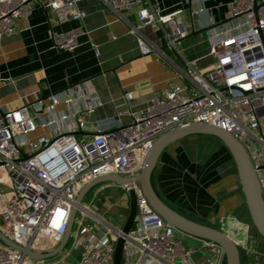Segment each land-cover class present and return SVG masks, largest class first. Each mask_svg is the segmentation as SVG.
Here are the masks:
<instances>
[{
  "label": "built area",
  "instance_id": "2783aa9c",
  "mask_svg": "<svg viewBox=\"0 0 264 264\" xmlns=\"http://www.w3.org/2000/svg\"><path fill=\"white\" fill-rule=\"evenodd\" d=\"M33 1L0 0V41L14 33L18 19L30 15ZM100 1L122 19L136 9L137 23H129L128 34L136 37L141 55L154 53L169 62L173 79L162 96L137 112L129 107L133 93L126 91L121 115L129 118L127 124L118 117L88 122L102 105L90 80L15 110L0 107V232L26 251L49 254L61 243L75 209L71 235L60 253L34 260L0 242V264H114L120 237L119 264H193V250L153 211L137 182L107 184L123 191L122 210L130 195L135 197L136 216L126 234L106 214L76 202L81 190L100 177L135 178L161 136L191 125L215 127L241 144L264 203V0H234L224 23L209 25L212 64L204 71L184 59L183 68L178 67L142 34L146 27L160 30L165 47L177 50L193 27L191 19L205 12L203 5L188 10L189 21L181 6L165 11L149 0ZM79 2L43 0L40 5L64 23L85 18ZM79 36V31L54 35L52 46L73 51ZM93 51L99 55L98 47ZM0 82L14 83L1 74ZM233 242L240 256L255 253L246 242ZM78 249L79 259L70 257Z\"/></svg>",
  "mask_w": 264,
  "mask_h": 264
},
{
  "label": "crops",
  "instance_id": "0c3cea01",
  "mask_svg": "<svg viewBox=\"0 0 264 264\" xmlns=\"http://www.w3.org/2000/svg\"><path fill=\"white\" fill-rule=\"evenodd\" d=\"M41 1L31 2L30 15L18 19L14 33L0 41V74L14 82H0L1 108L15 110L44 101L50 94L90 80L102 105L88 122L118 117L122 124H127L129 118L121 115L126 108L123 97L126 91L133 93L129 105L133 112L144 109L151 99L164 94L173 79L174 67L157 54H140L136 37L128 34L129 23H137L136 9L122 19L100 0H80L85 18L58 23L41 7ZM233 1L149 0L165 11L181 6L186 20H189L188 10L195 5H203L205 12L191 19L193 27L177 50L165 47L160 30L146 27L142 34L178 67L183 68L184 59L193 61L197 70L204 71L212 64L207 56L206 30L211 24L224 23ZM70 31L81 32L77 47L73 51L53 48L51 37ZM93 46L98 47V56ZM62 108V105L58 107ZM202 144H211L214 158L197 156V147ZM151 185L169 207L196 222L216 229L218 224L230 223V233L243 238L223 233L233 241L246 242L255 251L241 254V264H264V241L258 239L250 221L234 160L218 139L190 135L170 144L158 159ZM190 240L196 243L190 246L193 264H225L219 248L208 247L199 239Z\"/></svg>",
  "mask_w": 264,
  "mask_h": 264
},
{
  "label": "water",
  "instance_id": "95a60500",
  "mask_svg": "<svg viewBox=\"0 0 264 264\" xmlns=\"http://www.w3.org/2000/svg\"><path fill=\"white\" fill-rule=\"evenodd\" d=\"M195 33H192V35ZM190 135H205L218 139L224 147L230 152L237 169L239 183L244 196L246 208L250 217V221L257 231L258 237L264 241V203L256 182L254 171L251 167L248 156L241 144L229 134L215 127L196 124L184 128L175 129L161 136L153 148L150 150L145 164L140 173L133 179L122 178L117 176L100 177L88 185H86L78 195L76 202L81 204L83 198L89 190L98 184L116 183L127 184L137 182L146 197L149 205L167 224L172 226L178 232L186 235L189 238H196L209 242L219 247L225 258V264H241L240 252L233 240L220 230L206 226L199 222L190 219L187 215H183L171 207H169L156 194L151 185V175L157 165L158 159L163 151L173 142L180 140ZM75 209H72L67 223V227L61 243L53 252L49 254H36L24 250L20 246L8 240L0 232V242L4 245L16 250L19 253H25L34 260H43L51 258L62 251L68 243L71 235ZM120 216H123L124 222L121 225L123 234H126L132 227L136 216V202L133 194L130 195L128 208L121 211ZM124 240L118 238L115 243L114 264L120 263V258L123 250Z\"/></svg>",
  "mask_w": 264,
  "mask_h": 264
},
{
  "label": "rangeland",
  "instance_id": "374dc122",
  "mask_svg": "<svg viewBox=\"0 0 264 264\" xmlns=\"http://www.w3.org/2000/svg\"><path fill=\"white\" fill-rule=\"evenodd\" d=\"M206 63V60L204 61ZM205 141H203L204 143ZM209 143V142H208ZM196 153L198 154L199 158L201 157H209L214 158V150L211 144H202V146H198ZM108 183H102L98 184L95 187H93L91 190L87 192L85 197L83 198V203L86 205H91L96 211L99 213H104L109 217L110 222L115 227H121L122 223L124 222L123 216H120V213L122 211V205L124 204V193L120 189H116L114 187H107ZM231 227L230 223H226L223 225L218 224L217 229H219L221 232L229 233V235L233 238H243L242 235H232L229 231ZM175 237L178 240H181L186 246H195V242L190 240L189 237L186 235L178 232L175 230L174 232ZM261 241H263L260 237L258 238ZM81 250H71L70 257H75L76 259H79ZM72 259V258H70ZM71 261H74L72 259Z\"/></svg>",
  "mask_w": 264,
  "mask_h": 264
},
{
  "label": "bare ground",
  "instance_id": "6f19581e",
  "mask_svg": "<svg viewBox=\"0 0 264 264\" xmlns=\"http://www.w3.org/2000/svg\"><path fill=\"white\" fill-rule=\"evenodd\" d=\"M58 162V161H57Z\"/></svg>",
  "mask_w": 264,
  "mask_h": 264
}]
</instances>
